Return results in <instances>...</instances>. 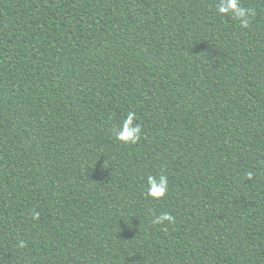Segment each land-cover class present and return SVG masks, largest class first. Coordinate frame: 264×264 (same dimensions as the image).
Listing matches in <instances>:
<instances>
[{"label": "trees", "instance_id": "trees-1", "mask_svg": "<svg viewBox=\"0 0 264 264\" xmlns=\"http://www.w3.org/2000/svg\"><path fill=\"white\" fill-rule=\"evenodd\" d=\"M218 2L0 0V264H264V0Z\"/></svg>", "mask_w": 264, "mask_h": 264}, {"label": "clouds", "instance_id": "clouds-1", "mask_svg": "<svg viewBox=\"0 0 264 264\" xmlns=\"http://www.w3.org/2000/svg\"><path fill=\"white\" fill-rule=\"evenodd\" d=\"M216 11L221 16L231 15L234 20L240 22L242 28H249L251 26V18L255 16V9L244 7L241 5L240 0H219L216 5ZM136 119L135 112H129L126 120L123 121L120 128H113L111 130L113 138L123 144H136L141 140L142 128L139 124H135ZM264 163V162H262ZM246 178L248 180L253 179V173L251 171L247 172ZM147 189L144 193L146 198H151L153 200L163 199L168 192V177L161 173L159 178L154 175H149L147 177ZM39 213L33 212L32 218L34 220L39 219ZM152 223L153 225H164L167 223H175V218L170 213H162L156 216L153 213ZM165 232L167 228L163 229ZM19 248L27 247L26 243L21 242L18 245Z\"/></svg>", "mask_w": 264, "mask_h": 264}]
</instances>
